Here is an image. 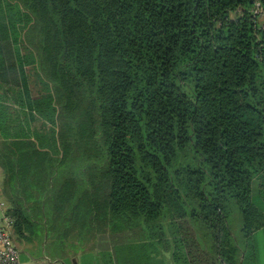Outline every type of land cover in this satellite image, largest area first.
<instances>
[{
    "label": "trees",
    "instance_id": "16d2710c",
    "mask_svg": "<svg viewBox=\"0 0 264 264\" xmlns=\"http://www.w3.org/2000/svg\"><path fill=\"white\" fill-rule=\"evenodd\" d=\"M256 1L264 10V0H0L1 194L13 240L117 228L165 237L188 264H262Z\"/></svg>",
    "mask_w": 264,
    "mask_h": 264
},
{
    "label": "crops",
    "instance_id": "0c3cea01",
    "mask_svg": "<svg viewBox=\"0 0 264 264\" xmlns=\"http://www.w3.org/2000/svg\"><path fill=\"white\" fill-rule=\"evenodd\" d=\"M1 183L0 168V223H9L10 227V220L5 215L6 201L1 194ZM68 230L66 233L60 228L43 240L40 236L21 241L12 238L20 251L22 264H188L185 252L175 255L174 245L165 237L162 242L154 236L134 240L121 237L117 228L89 227L80 230L73 226ZM170 238L169 234L167 239ZM215 264L221 263L216 260Z\"/></svg>",
    "mask_w": 264,
    "mask_h": 264
},
{
    "label": "built area",
    "instance_id": "2783aa9c",
    "mask_svg": "<svg viewBox=\"0 0 264 264\" xmlns=\"http://www.w3.org/2000/svg\"><path fill=\"white\" fill-rule=\"evenodd\" d=\"M254 9V16H264V10L258 1L254 3ZM8 225L9 223H0V264H22L20 251L12 240Z\"/></svg>",
    "mask_w": 264,
    "mask_h": 264
},
{
    "label": "rangeland",
    "instance_id": "374dc122",
    "mask_svg": "<svg viewBox=\"0 0 264 264\" xmlns=\"http://www.w3.org/2000/svg\"><path fill=\"white\" fill-rule=\"evenodd\" d=\"M257 21L259 26H264V16L257 17ZM229 224L233 233L238 236L240 234L241 228V216L236 206L232 208L231 215L229 218ZM155 231L159 235L167 234L165 228H155ZM253 244L255 246L260 263L264 264V228L259 229L255 232L253 237ZM47 248L49 249V243L47 245Z\"/></svg>",
    "mask_w": 264,
    "mask_h": 264
}]
</instances>
